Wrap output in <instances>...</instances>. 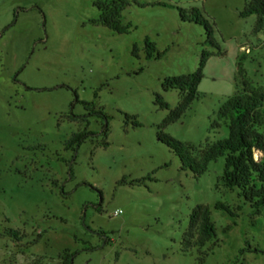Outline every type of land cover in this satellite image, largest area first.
I'll use <instances>...</instances> for the list:
<instances>
[{"label": "rangeland", "instance_id": "rangeland-1", "mask_svg": "<svg viewBox=\"0 0 264 264\" xmlns=\"http://www.w3.org/2000/svg\"><path fill=\"white\" fill-rule=\"evenodd\" d=\"M137 1L146 5L124 11L132 28L118 34L90 22L92 0H0V264H62L66 254L68 264H264V206L223 185V157L200 176L181 170L157 139L169 110L155 103L160 94L174 109L179 92L163 79L213 52L198 97L162 130L195 147L224 138L222 122L210 127L218 107L244 84L264 88V24L254 31L256 17L239 16L244 0ZM192 8L218 48L202 25L181 20ZM145 37L161 58H145ZM198 204L210 208L215 236L184 251Z\"/></svg>", "mask_w": 264, "mask_h": 264}, {"label": "trees", "instance_id": "trees-1", "mask_svg": "<svg viewBox=\"0 0 264 264\" xmlns=\"http://www.w3.org/2000/svg\"><path fill=\"white\" fill-rule=\"evenodd\" d=\"M93 6L98 10V17L90 20L92 24L102 25L118 34L128 33L132 24L124 22V11L132 4L143 7L146 3L137 0H92ZM165 5V4H163ZM254 15L256 21L254 31H259L264 24V0H244L243 8L239 12L240 17ZM181 20L194 21L202 25L207 37L206 43L212 47L219 46L214 42L213 27L203 17L197 8L191 9V16L185 18L180 13ZM144 56L147 60L159 59L164 51L159 52L155 42L148 37L143 39ZM132 56L138 57V48L133 45ZM213 52L202 50L196 70L186 74L167 76L162 81V89H175L179 92V102L171 109L160 94H156L155 103L159 108L168 109L169 114L160 125L157 139L166 145L180 161L183 171H190L194 176L203 174L211 161L223 157L224 165L221 181L225 187L237 189L238 195L251 203L252 207L259 212L264 206V88L246 86L232 96L228 97L216 110L210 122L211 128H219L222 124L227 129L224 138L213 142H206L204 146L195 147L189 143L181 142L162 129L183 116L193 100L198 97L197 88L203 78V70L208 58ZM239 74L240 71H239ZM78 101V100H77ZM87 106L90 103L82 101ZM93 113L106 117L101 108ZM129 117V116H126ZM133 118V117H131ZM133 124L138 122L133 119ZM106 130V127L104 126ZM86 132L73 133L66 141L65 148H74L83 139ZM106 145L107 143L104 142ZM255 154H258L256 157ZM126 183L125 179L120 180ZM141 179L131 180V184L141 183ZM214 208L221 209L230 215H235L231 209L222 202H216ZM9 234L18 238L19 232L10 230ZM215 236V225L210 217V208L207 205H196L189 215V229L182 239L183 248L186 251L191 247H203ZM70 262V255L66 254L62 264Z\"/></svg>", "mask_w": 264, "mask_h": 264}, {"label": "built area", "instance_id": "built-area-1", "mask_svg": "<svg viewBox=\"0 0 264 264\" xmlns=\"http://www.w3.org/2000/svg\"><path fill=\"white\" fill-rule=\"evenodd\" d=\"M120 213V210H115L113 215H118Z\"/></svg>", "mask_w": 264, "mask_h": 264}]
</instances>
